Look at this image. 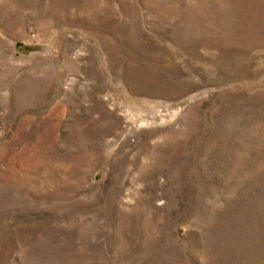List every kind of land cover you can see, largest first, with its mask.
Returning a JSON list of instances; mask_svg holds the SVG:
<instances>
[{
    "label": "rangeland",
    "instance_id": "obj_1",
    "mask_svg": "<svg viewBox=\"0 0 264 264\" xmlns=\"http://www.w3.org/2000/svg\"><path fill=\"white\" fill-rule=\"evenodd\" d=\"M0 264H264V0H0Z\"/></svg>",
    "mask_w": 264,
    "mask_h": 264
}]
</instances>
